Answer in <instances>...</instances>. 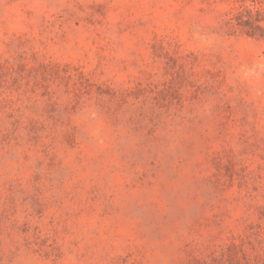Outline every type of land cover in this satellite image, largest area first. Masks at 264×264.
<instances>
[{"label":"rangeland","instance_id":"rangeland-1","mask_svg":"<svg viewBox=\"0 0 264 264\" xmlns=\"http://www.w3.org/2000/svg\"><path fill=\"white\" fill-rule=\"evenodd\" d=\"M0 264H264V0H0Z\"/></svg>","mask_w":264,"mask_h":264}]
</instances>
